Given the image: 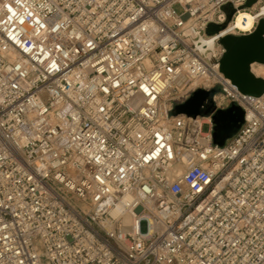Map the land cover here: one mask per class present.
Segmentation results:
<instances>
[{"label": "built area", "instance_id": "1", "mask_svg": "<svg viewBox=\"0 0 264 264\" xmlns=\"http://www.w3.org/2000/svg\"><path fill=\"white\" fill-rule=\"evenodd\" d=\"M247 1L0 0V264H264V94L219 70ZM198 89L243 109L221 147Z\"/></svg>", "mask_w": 264, "mask_h": 264}, {"label": "water", "instance_id": "2", "mask_svg": "<svg viewBox=\"0 0 264 264\" xmlns=\"http://www.w3.org/2000/svg\"><path fill=\"white\" fill-rule=\"evenodd\" d=\"M253 0H248L247 5ZM222 9L227 14V19L232 14L229 5ZM220 27L213 24L207 26L206 32L211 34ZM225 51L220 59L219 70L225 78L229 79L237 89L246 95L258 97L264 94V79L256 76L251 71L253 63L264 64V20L260 19L255 30L248 34L238 36L227 35L220 39ZM215 90L209 92L198 89L182 104L174 107L175 113H184L187 115H208L211 112V122L213 124L211 138L212 143L217 146H223L240 128L243 122V109L236 103H230L226 108L214 107L209 99V105L204 110L200 105L207 96H211Z\"/></svg>", "mask_w": 264, "mask_h": 264}, {"label": "bare ground", "instance_id": "3", "mask_svg": "<svg viewBox=\"0 0 264 264\" xmlns=\"http://www.w3.org/2000/svg\"><path fill=\"white\" fill-rule=\"evenodd\" d=\"M250 21V18L248 15H246ZM251 71L256 75V76H260L264 79V64H259V63H253L251 65ZM260 73V74H259ZM128 197L125 198V200H127ZM126 214H129L130 216V213L127 212V211H124L123 209V204L121 202H119L114 208L113 210L111 211V215L114 216V217H117V216H120L121 217V220L123 217L126 216ZM130 221H131V216H130ZM106 226H108L109 228L111 227L110 223L108 221H105L104 223Z\"/></svg>", "mask_w": 264, "mask_h": 264}, {"label": "rangeland", "instance_id": "4", "mask_svg": "<svg viewBox=\"0 0 264 264\" xmlns=\"http://www.w3.org/2000/svg\"><path fill=\"white\" fill-rule=\"evenodd\" d=\"M174 10L177 13H181L182 8H181L180 5L176 4V5H174ZM201 131L202 132H208L209 131V124L203 123L202 126H201ZM201 142L202 143H205V140H202ZM121 223H122L123 226H129L130 225V216H129V214H126V216L122 218ZM140 229H141V231L146 230V225H145L144 222L141 223Z\"/></svg>", "mask_w": 264, "mask_h": 264}]
</instances>
